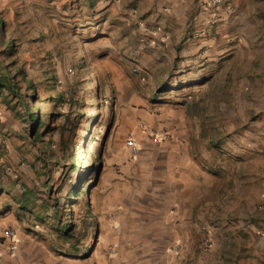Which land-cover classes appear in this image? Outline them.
<instances>
[{
  "label": "rangeland",
  "instance_id": "374dc122",
  "mask_svg": "<svg viewBox=\"0 0 264 264\" xmlns=\"http://www.w3.org/2000/svg\"><path fill=\"white\" fill-rule=\"evenodd\" d=\"M209 1L0 0V77L10 74L12 87L0 86V216L13 213L53 259L108 264L114 255L130 257L135 236L113 209L119 149L128 139L121 96L130 81L148 92L150 79H165L182 96L185 78H194L189 63L204 58L180 53L188 38H226L228 48L198 68L209 91L186 95L204 94L212 105L204 128L212 138L208 170L218 181L211 197L219 204L211 216L227 226L226 212H234L257 240L264 235V0H223L216 10ZM201 102L190 106L200 118ZM229 148L241 158L228 156ZM255 181L263 194L250 204ZM238 251L208 253L213 261L226 253L225 264L232 256L252 263L254 249Z\"/></svg>",
  "mask_w": 264,
  "mask_h": 264
},
{
  "label": "crops",
  "instance_id": "0c3cea01",
  "mask_svg": "<svg viewBox=\"0 0 264 264\" xmlns=\"http://www.w3.org/2000/svg\"><path fill=\"white\" fill-rule=\"evenodd\" d=\"M251 6L254 8V4L248 2V7ZM187 43L190 45L182 48L180 53L196 55L203 52L204 58L189 63L191 70L188 76L194 74V78H185L188 82L182 84V96L175 88L168 89L165 79H157L156 84L150 79L146 87L148 92L137 89L130 81L128 89L122 93V117L127 125L123 135L133 137L140 150L133 156L124 143L119 149L122 163L115 172L119 180L115 186L120 187V192L115 196L113 209L119 214L118 222L135 238L129 244L131 255L125 259L126 262L114 255L108 264H225L226 253L223 258L221 254L218 261H213L208 251L232 249L239 252L246 246L254 249V256L252 263L245 264H262L264 260V235L257 240L250 225L249 229L242 228L234 212H226L227 226L213 221L212 216L219 202L212 200L211 191L213 185L218 186V181L208 170L212 138L210 130L204 128L210 123L209 108L212 105L204 94L202 98L186 97L190 92L209 91L211 81L198 68L208 64L206 57L220 56L221 51L224 53L228 49L226 38H188L184 44ZM200 99L202 107L206 108L202 118L190 111V106ZM154 136L158 137L157 142L153 141ZM233 150L237 151L235 148L227 150L228 156L241 158ZM242 172L240 169L233 178L234 185H241L239 178ZM258 187L255 181V186L250 189V204L258 203L263 194ZM107 204L110 205L109 202ZM249 210L251 213L253 208ZM250 213L246 212L244 216L248 217L246 223L251 219ZM10 228L16 232L19 242L14 256L8 252L6 230ZM204 228L211 230L216 241L209 250H201L198 254L201 259H197L194 249L202 248L199 242L202 241ZM252 228L256 229L255 226ZM247 234H250L248 238H244L243 235ZM218 236L226 240L220 243ZM0 239L3 264H65L57 258L53 259L46 245L27 236L20 220L11 212L5 217L0 216ZM177 244L181 246L179 251L174 249ZM228 264H244V261L232 256Z\"/></svg>",
  "mask_w": 264,
  "mask_h": 264
},
{
  "label": "built area",
  "instance_id": "2783aa9c",
  "mask_svg": "<svg viewBox=\"0 0 264 264\" xmlns=\"http://www.w3.org/2000/svg\"><path fill=\"white\" fill-rule=\"evenodd\" d=\"M224 3L223 0H210L208 5L212 7L214 10L219 9L222 4ZM154 142L158 141V137L154 136L153 138ZM126 146L130 149V153L133 156H136L139 153L140 146L136 143V140L133 137H130L126 141ZM6 237L9 239L8 242V252L10 255L14 256L18 252V238L16 235V232L14 229L10 228L6 230ZM213 244V235L212 232L209 228H204L203 229V241H202V248L204 249H209L211 248ZM174 249L176 251H179L181 249V246L177 244ZM0 264H3L2 262V255H0Z\"/></svg>",
  "mask_w": 264,
  "mask_h": 264
},
{
  "label": "trees",
  "instance_id": "16d2710c",
  "mask_svg": "<svg viewBox=\"0 0 264 264\" xmlns=\"http://www.w3.org/2000/svg\"><path fill=\"white\" fill-rule=\"evenodd\" d=\"M8 78H10V74H8V75H1V77H0V86H6V85H5V83H6V84L9 85V88L12 90V87L10 86V85H11V83H10V79H8ZM1 81H2V82H1ZM3 84H4V85H3ZM25 108H26V110L29 111L30 116H31V120H32V121H38L39 124H42V122H43L42 117H38V115H37L36 113H34L33 111H31L30 106L26 105ZM32 110H33V109H32ZM77 167H78V166H77L75 163H73L71 168H72V170H74V169H76ZM81 193H82V189H81V184H80V182H79V183L77 184V186H76V187L74 188V190H73V195L79 197ZM26 205H27V204H26ZM71 224H72V222H71ZM70 226H71V225H70V222L66 223V228L64 229V231H68L67 229H68Z\"/></svg>",
  "mask_w": 264,
  "mask_h": 264
}]
</instances>
